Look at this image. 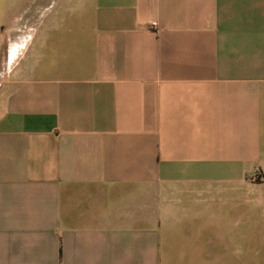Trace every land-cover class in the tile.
<instances>
[{"label": "crops", "instance_id": "1", "mask_svg": "<svg viewBox=\"0 0 264 264\" xmlns=\"http://www.w3.org/2000/svg\"><path fill=\"white\" fill-rule=\"evenodd\" d=\"M256 244L264 0H0V264Z\"/></svg>", "mask_w": 264, "mask_h": 264}, {"label": "rangeland", "instance_id": "2", "mask_svg": "<svg viewBox=\"0 0 264 264\" xmlns=\"http://www.w3.org/2000/svg\"><path fill=\"white\" fill-rule=\"evenodd\" d=\"M260 180V179H259ZM259 180L256 181V184H259ZM261 188L260 186L256 185V189ZM261 191V190H260ZM260 191H257L256 197H255V204L256 207H259L260 210L262 208V196ZM262 212H257L256 213V218H255V229H256V236L258 237L259 240L262 239ZM263 251L264 248L261 244H256L255 245V264H263Z\"/></svg>", "mask_w": 264, "mask_h": 264}]
</instances>
